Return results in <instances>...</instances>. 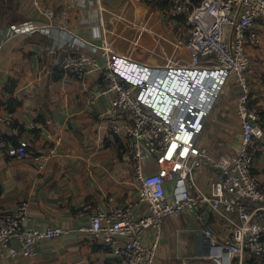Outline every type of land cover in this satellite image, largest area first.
<instances>
[{"label":"built area","instance_id":"2783aa9c","mask_svg":"<svg viewBox=\"0 0 264 264\" xmlns=\"http://www.w3.org/2000/svg\"><path fill=\"white\" fill-rule=\"evenodd\" d=\"M30 1L39 12L52 17L41 7L42 0ZM135 1L165 5L173 16L184 17L188 27L183 41L189 56L187 66L146 64L123 57L105 45L98 46L95 54L56 49L44 53L52 70L75 80H84L91 69L98 71L95 85L87 92V107L93 112L99 96L109 98L108 109L95 116L107 121L109 133L119 144V157L132 173L135 197L105 209L86 201L80 212L88 213L89 220L75 229L29 227L31 216L25 201L12 210L0 207V256L35 258L43 242L82 233L85 241L108 250L116 264H153L163 221L188 213L209 238L210 217L220 222L224 230L220 244L227 250L229 264H264V181L253 171L258 145L264 138V117L251 100L245 75L249 66L247 49L261 43L264 0ZM36 30L34 22L23 21L11 25L9 33ZM184 71L196 77L218 73L224 82L232 76L240 87L236 113L241 140L235 151L220 159L208 146L200 145L210 108L183 99L185 94L188 98L195 83L188 90L192 80L185 81V91L179 97L164 87L171 78L183 79ZM51 123V119L44 121V125ZM35 128L34 121L24 124L12 111L0 112L2 155L7 159L28 158L38 169H44L55 153L58 137L47 132L46 147L34 151L20 143L19 136ZM200 169L211 176L206 190L196 182L195 174ZM106 201L112 202L113 197L107 196ZM147 230L154 233L148 243L144 241ZM210 259V264H223L220 256ZM178 264L190 263L181 258Z\"/></svg>","mask_w":264,"mask_h":264},{"label":"crops","instance_id":"0c3cea01","mask_svg":"<svg viewBox=\"0 0 264 264\" xmlns=\"http://www.w3.org/2000/svg\"><path fill=\"white\" fill-rule=\"evenodd\" d=\"M41 7L52 17L39 12L30 0H0V112L6 110L2 103L9 97L19 100L13 111L16 118L24 124L36 123L35 129L20 134L19 142L42 151L48 142L46 133L53 132L58 137L55 153L44 169H38L31 159H7L0 152V207L12 210L25 201L29 227L75 229L89 220L88 213L80 212L83 203L89 201L97 209L121 205L135 197V183L129 166L119 157V144L109 133L107 121L95 116L108 109L109 98L99 96L93 112L87 107V92L95 85L98 71L89 70L81 81L65 74L54 76L44 53L56 49L95 54L98 46L105 45L135 61L179 66L177 50L186 49L188 27L184 17L173 16L167 6L135 0H42ZM23 21L34 22L37 30L9 33L11 25ZM259 32L260 45L247 49L251 67L246 78L251 100L264 117V27ZM9 79L15 82L12 92L3 90ZM46 119L52 123L44 125ZM221 138L228 142V153L237 149L241 140L237 113L230 117ZM253 171L264 181V138ZM195 177L199 188L206 190L209 172L200 169ZM210 222L211 238L188 213L166 218L153 264H178L181 258L190 264H210L212 256L229 264L220 244L224 230L214 217ZM153 237L151 230L144 233L146 243ZM0 264L116 263L108 250L76 233L43 242L35 258L0 256Z\"/></svg>","mask_w":264,"mask_h":264},{"label":"rangeland","instance_id":"374dc122","mask_svg":"<svg viewBox=\"0 0 264 264\" xmlns=\"http://www.w3.org/2000/svg\"><path fill=\"white\" fill-rule=\"evenodd\" d=\"M177 54V64L187 66L189 61L187 50L178 49ZM249 67L251 66H248L245 75ZM261 79L264 80V74H262ZM239 93L240 87L234 77L230 76L216 94L212 108L205 119L204 130L200 135V145L208 146L210 152L219 159L228 153V142L222 140L221 133L229 125L232 114L236 113V98Z\"/></svg>","mask_w":264,"mask_h":264},{"label":"bare ground","instance_id":"6f19581e","mask_svg":"<svg viewBox=\"0 0 264 264\" xmlns=\"http://www.w3.org/2000/svg\"><path fill=\"white\" fill-rule=\"evenodd\" d=\"M184 71L183 73H185ZM211 75V76H210ZM218 73H212V74H207V73H200L199 75L196 74L195 76L190 73H185L184 78H180L181 80L173 79L171 78L168 84H166L165 89L168 90L171 94L176 95V96H181L182 93L185 91L186 84L185 81L192 80L191 83H189V88L190 89L191 85L193 82L195 84L192 85L191 90H190V95H188L186 98V94L184 95L183 99L186 101L194 100V103L199 105L200 107L203 108H212V105L215 101L216 94H218L221 85L224 83V81L220 80V77H217ZM173 80V81H172ZM176 81L178 83L176 84ZM181 81V85L179 86V83ZM196 95V96H195ZM210 95L212 96L213 99H211Z\"/></svg>","mask_w":264,"mask_h":264},{"label":"trees","instance_id":"16d2710c","mask_svg":"<svg viewBox=\"0 0 264 264\" xmlns=\"http://www.w3.org/2000/svg\"><path fill=\"white\" fill-rule=\"evenodd\" d=\"M52 72H53L52 74L54 76H58V75H62L63 74V72H60V71H57V70H52ZM14 86H15L14 80L9 79L7 81V83H6V85L3 87V90L4 91H7V92H12L13 89H14ZM2 104H5L6 105V109L7 110L13 112L15 110V108L20 105V101L17 100L16 98H14V97H9L5 101V103H2Z\"/></svg>","mask_w":264,"mask_h":264},{"label":"water","instance_id":"95a60500","mask_svg":"<svg viewBox=\"0 0 264 264\" xmlns=\"http://www.w3.org/2000/svg\"><path fill=\"white\" fill-rule=\"evenodd\" d=\"M190 74H192V73H190ZM194 74V73H193ZM225 252H227V250L225 249Z\"/></svg>","mask_w":264,"mask_h":264}]
</instances>
